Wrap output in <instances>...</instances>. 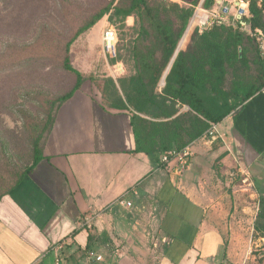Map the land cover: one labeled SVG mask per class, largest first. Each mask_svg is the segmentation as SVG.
<instances>
[{"label": "crops", "instance_id": "crops-1", "mask_svg": "<svg viewBox=\"0 0 264 264\" xmlns=\"http://www.w3.org/2000/svg\"><path fill=\"white\" fill-rule=\"evenodd\" d=\"M250 75L264 84V62ZM99 95L82 88L61 107L46 159L1 201L0 264H264V95L239 90L217 134L185 147L182 172L134 153L131 115Z\"/></svg>", "mask_w": 264, "mask_h": 264}, {"label": "trees", "instance_id": "trees-1", "mask_svg": "<svg viewBox=\"0 0 264 264\" xmlns=\"http://www.w3.org/2000/svg\"><path fill=\"white\" fill-rule=\"evenodd\" d=\"M6 1L12 5V12H18V27L32 26L33 22L28 20L30 11L41 7L48 10L47 0ZM199 1L180 4L168 0H109L84 17L71 38L43 28L39 42L44 53L59 52L62 68L76 80L69 92L48 102L51 112L41 132L35 134L33 162L16 184L0 196V203L46 159L44 150L61 107L89 81L73 66L71 47L106 16L120 33L117 58L110 57L111 62L123 63L125 72L126 65L131 68L117 80L91 79L100 89L104 109L131 115L134 153H145L162 166L166 152L183 150L208 133L213 124H221L235 112L239 103L234 100L239 90L243 101L256 98L264 84L258 85L253 75L243 76L251 62H264L252 37L227 26H216L203 33L195 27L188 33L184 48H180ZM214 4L215 0L204 1L206 8ZM76 8L75 1H70L62 5V14L74 16ZM251 14L253 27L264 30V7L259 6L258 0H251ZM129 18L135 20L132 26L128 25ZM185 106L190 111L180 114Z\"/></svg>", "mask_w": 264, "mask_h": 264}, {"label": "rangeland", "instance_id": "rangeland-1", "mask_svg": "<svg viewBox=\"0 0 264 264\" xmlns=\"http://www.w3.org/2000/svg\"><path fill=\"white\" fill-rule=\"evenodd\" d=\"M70 1H75L77 11L74 16L64 17L62 5ZM108 1L47 0V11L41 7L29 12L28 20L33 22L32 26L18 27L15 25L18 12H12V5L0 0V196L10 190L31 166L35 134L41 132L51 112L48 102L69 92L76 80L73 74L62 68L59 52L51 50L44 53L45 49L39 42L43 28H49L54 35L71 38L84 17ZM134 22V18L129 19L128 25L132 26ZM100 27V33L97 29L82 35L72 45L70 57L73 66L89 78L84 89L100 94L102 103L95 80L108 77L117 80L119 77L103 48L105 32L114 27L108 16ZM114 28L120 36L118 29ZM91 32L98 34L88 38ZM185 44L186 39L180 48ZM130 68L126 65V72L121 76H126ZM164 85L162 82L161 88ZM258 260L264 263V257Z\"/></svg>", "mask_w": 264, "mask_h": 264}, {"label": "built area", "instance_id": "built-area-1", "mask_svg": "<svg viewBox=\"0 0 264 264\" xmlns=\"http://www.w3.org/2000/svg\"><path fill=\"white\" fill-rule=\"evenodd\" d=\"M204 1L202 0L195 7V12L190 21L187 33L195 27L199 28L201 33L211 30L216 26L232 27L255 39L259 55L264 60V30L253 27L251 22V0H215L212 8H206ZM259 2H262V0H259ZM118 41L117 31L113 27H110L104 34L103 48L114 59L117 58ZM114 69L117 77L125 73L123 63H117ZM260 94L264 95V87L261 89ZM208 134L211 137L216 135L217 125L213 124ZM193 156L194 153L189 147L183 150H172L162 156V166H169L175 163L177 170L182 172L190 168ZM118 203L126 208L133 207L132 202L123 199L119 200ZM64 245V243L59 244L55 249L60 251L64 248ZM88 255L97 261H103V257L96 255L94 252H88ZM59 263L60 260H57V264Z\"/></svg>", "mask_w": 264, "mask_h": 264}, {"label": "water", "instance_id": "water-1", "mask_svg": "<svg viewBox=\"0 0 264 264\" xmlns=\"http://www.w3.org/2000/svg\"><path fill=\"white\" fill-rule=\"evenodd\" d=\"M187 35H188V33L186 34V36H185V38H184V40L182 41V43H181V45H180V47L182 46V44H183V42L185 41V39H186V37H187ZM180 49V48H179ZM179 51V50H178ZM178 53V52H177ZM170 69V68H169ZM169 71V70H168ZM168 73V72H167Z\"/></svg>", "mask_w": 264, "mask_h": 264}]
</instances>
